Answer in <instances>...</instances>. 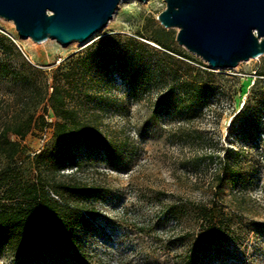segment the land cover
Instances as JSON below:
<instances>
[{"label": "rangeland", "instance_id": "rangeland-1", "mask_svg": "<svg viewBox=\"0 0 264 264\" xmlns=\"http://www.w3.org/2000/svg\"><path fill=\"white\" fill-rule=\"evenodd\" d=\"M165 8L122 0L105 27L63 46L23 39L0 17L21 52L0 41V123L27 100L28 83H45L112 149L75 132L53 136L49 100L37 107L48 125L21 142L0 202L15 205L10 187L43 179L86 219L76 244L50 243L29 259L1 244L0 264H264V55L211 67L160 23ZM70 150L76 163L57 169ZM228 160L235 174L219 189Z\"/></svg>", "mask_w": 264, "mask_h": 264}, {"label": "water", "instance_id": "water-1", "mask_svg": "<svg viewBox=\"0 0 264 264\" xmlns=\"http://www.w3.org/2000/svg\"><path fill=\"white\" fill-rule=\"evenodd\" d=\"M122 0H0V17L19 36L62 45L84 42L105 27ZM144 3L148 0H139ZM157 18L211 67L233 68L264 55V0H165Z\"/></svg>", "mask_w": 264, "mask_h": 264}, {"label": "trees", "instance_id": "trees-1", "mask_svg": "<svg viewBox=\"0 0 264 264\" xmlns=\"http://www.w3.org/2000/svg\"><path fill=\"white\" fill-rule=\"evenodd\" d=\"M0 41L3 50L9 48L21 55L13 38L1 31ZM19 73L18 70L17 74ZM26 87L30 90L27 100L12 113L10 119L0 123V187L15 176L12 163L21 154V142L35 126L45 128L48 125L44 115H36L37 107L45 99L49 100L57 119L53 125V136L79 133L91 141L104 143L107 154L109 156L112 154L111 147L106 143L105 138L98 134L97 129L77 120V112L66 107L65 94L59 87H55L50 95L47 93L45 83L41 86L28 83ZM44 109L47 111V107ZM11 135L16 136V139L12 140ZM74 163H76L75 157L70 150L64 155L63 160L58 162L57 169ZM234 174L235 164L228 160L216 175L219 189H222L225 180L233 177ZM47 186L48 183L43 179L22 184L21 189H17V185H14L8 189V194L14 197L20 191V200L10 207L0 202V245H6L21 258L35 257L42 247L50 243L76 244V228L86 219V212L83 209L55 199ZM69 188L90 190V187L80 184L71 185ZM210 215L214 220L218 218L214 210L210 211Z\"/></svg>", "mask_w": 264, "mask_h": 264}, {"label": "bare ground", "instance_id": "bare-ground-1", "mask_svg": "<svg viewBox=\"0 0 264 264\" xmlns=\"http://www.w3.org/2000/svg\"><path fill=\"white\" fill-rule=\"evenodd\" d=\"M146 2H148V1H146ZM145 2V3H146ZM11 23H13V21H11V20H9ZM27 40H29L30 39V37L29 38H26ZM88 40V39H87ZM43 41H45V40H43ZM43 41H40V42H43ZM53 41H54V39H53ZM56 41V40H55ZM59 45H62L61 43H59L58 41H56ZM85 42V41H84ZM63 46V45H62ZM32 58H33V56H31Z\"/></svg>", "mask_w": 264, "mask_h": 264}]
</instances>
